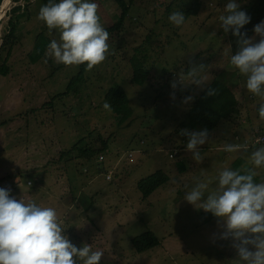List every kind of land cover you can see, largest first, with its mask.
Here are the masks:
<instances>
[{"label":"rangeland","instance_id":"1","mask_svg":"<svg viewBox=\"0 0 264 264\" xmlns=\"http://www.w3.org/2000/svg\"><path fill=\"white\" fill-rule=\"evenodd\" d=\"M194 1L133 0L121 26L109 32L105 61L86 68L71 85L79 66L46 57L59 32L37 18L39 0H9L0 20V46L11 17L15 26L14 39L0 51V64L7 66L0 74V187L10 185L17 199L55 208L74 245L103 251L100 264H241L231 237L220 238L223 221L185 195L204 183L206 199L218 187L219 172L233 170L238 155L236 171L251 169L255 182L264 181V168L250 163L251 153L264 147L254 143L264 131L258 115L264 98L248 92L246 77L229 63L228 32L219 21L228 0H199L196 13L187 16ZM249 1L236 0L239 10ZM92 2L105 28L119 19L115 0ZM173 11L184 13L182 25L169 22ZM250 37L260 39L254 33ZM132 57L149 70L142 85L130 81ZM215 75L233 90L239 113L232 122L221 120L196 146L197 161L179 128L193 98ZM114 85L124 89L132 108L122 123L103 107L104 94ZM103 141L106 148L91 156L74 155L75 149L61 156L75 143L95 149ZM226 145L237 148L228 152ZM159 169L166 180L144 198L138 182ZM148 231L158 245L136 251L132 238ZM77 264L83 261L77 258Z\"/></svg>","mask_w":264,"mask_h":264},{"label":"clouds","instance_id":"2","mask_svg":"<svg viewBox=\"0 0 264 264\" xmlns=\"http://www.w3.org/2000/svg\"><path fill=\"white\" fill-rule=\"evenodd\" d=\"M224 8L226 14L219 16L221 27L225 33L231 28L238 46L229 63L246 77L248 92L264 98V20L253 27V33L260 37L254 42V37L240 31L250 17L239 10L236 0H228ZM37 18L49 30L59 32V41L53 39L45 53L56 63L86 64L90 71L109 54V32L101 24L98 5L92 0H48L40 7ZM184 19L181 11H173L168 17L174 26L182 25ZM214 93L210 89L208 95ZM103 107L111 110L107 101ZM258 115L264 119V103L260 104ZM181 134L188 136L186 147L193 151V158L201 160L195 149L205 142L207 132L181 130ZM236 148L226 145L224 150L232 152ZM250 163L255 168H264V147L251 153ZM256 175L251 169L240 174L225 168L218 174V187L206 199L202 200L208 187L204 183L185 195L187 202L193 205L200 202L199 208L223 221L220 238L231 237V246L241 264H264V181L255 182ZM10 193V188L0 187V264H77V258L83 264H100L103 251L93 250L87 244L74 245L65 234L55 208L17 199Z\"/></svg>","mask_w":264,"mask_h":264},{"label":"trees","instance_id":"3","mask_svg":"<svg viewBox=\"0 0 264 264\" xmlns=\"http://www.w3.org/2000/svg\"><path fill=\"white\" fill-rule=\"evenodd\" d=\"M3 0H0L2 3ZM7 0L4 1V4ZM18 1V0H13ZM27 1V0H26ZM42 5L48 3V0H39ZM116 5L119 11V19L114 22L113 25L108 28H105L108 32L112 29H117L121 26L122 20L124 19L127 11L129 10L130 3L133 0H130L129 3H126L124 0H115ZM54 2H59V0H54ZM199 0L193 2L192 6L188 8L185 13L186 15L194 14L199 8ZM1 5V4H0ZM27 4L21 7L20 5L11 7V11L13 13L19 11L20 8L26 7ZM4 7V6H3ZM3 10V9H2ZM244 12L250 17L249 23L245 24L240 31L246 33L247 36H251L253 34V27L260 21L264 19V0H250L248 4L244 6ZM2 13V11H1ZM1 17V15H0ZM1 20V18H0ZM8 27L6 35L3 37V42L0 46V51L12 42L14 39L15 26L12 17L8 21ZM43 32H40L36 36V49L39 52V55L43 51V45L41 40L44 39ZM227 39L230 44V52L231 54H235L237 51V37L232 34V30L228 31ZM131 65H132V74L130 77L131 83L135 85H142L148 77L149 70L145 68L143 61L140 58L132 57ZM39 59V58H38ZM86 69V64L79 65L78 74L72 78L69 82L71 85L75 81H79L82 78V72ZM7 66L5 64H0V74H6ZM67 85L69 88L70 86ZM68 88V89H69ZM67 89V91H68ZM215 90L213 95H208L209 90ZM104 100L107 101L113 113L116 115V118H119V123L125 121L128 115H131L132 108L129 105L127 94L124 89L120 85H114L110 87L104 94ZM238 99L235 97L233 90L226 83L222 82V80L215 75L210 82L206 85L202 91L196 95L191 105L189 106L185 116V120L181 121L180 130L185 129L187 132H192V130L206 131L209 134L221 120H226L227 122H232L234 120L235 115L239 113V104ZM129 117V116H128ZM117 118V119H118ZM178 131V130H177ZM180 139L185 141L188 139L187 135H183L180 133ZM101 146L92 149L91 147H80L75 143L72 149L61 152V156L69 155L75 149V154L80 153V155H92L95 152L103 151L106 148V142H101ZM71 157H78L77 156ZM70 157V158H71ZM183 166V164H180ZM103 168V167H102ZM166 180V175L162 170H156L152 174L142 178L138 182V188L142 193V196L147 197L154 189L159 187ZM211 218V215H208V218H204L203 222L206 223ZM158 239L154 236V234L150 231L139 234L132 238L131 245L132 247L138 251L142 252L146 249H150L154 246L158 245Z\"/></svg>","mask_w":264,"mask_h":264},{"label":"built area","instance_id":"4","mask_svg":"<svg viewBox=\"0 0 264 264\" xmlns=\"http://www.w3.org/2000/svg\"><path fill=\"white\" fill-rule=\"evenodd\" d=\"M254 143L257 144V145L264 146V131H258L257 135L254 137ZM243 147H248V145H243ZM6 188H10L11 189L12 187L10 185H7Z\"/></svg>","mask_w":264,"mask_h":264},{"label":"bare ground","instance_id":"5","mask_svg":"<svg viewBox=\"0 0 264 264\" xmlns=\"http://www.w3.org/2000/svg\"><path fill=\"white\" fill-rule=\"evenodd\" d=\"M4 1H2L1 5H0V15H1V19L3 18L4 14L6 13L5 11L8 9L7 7L9 6V0H7L4 4ZM4 6V7H3ZM3 9V10H2ZM2 11V13H1Z\"/></svg>","mask_w":264,"mask_h":264},{"label":"crops","instance_id":"6","mask_svg":"<svg viewBox=\"0 0 264 264\" xmlns=\"http://www.w3.org/2000/svg\"><path fill=\"white\" fill-rule=\"evenodd\" d=\"M233 136H235V138H236L237 134L234 133ZM236 139H238V137ZM240 160H242V157L240 155H238L236 157V159L234 161H232L233 170L238 169V168H236V164L239 163ZM180 164H182V163H178V166H180ZM240 174H241V172H240Z\"/></svg>","mask_w":264,"mask_h":264}]
</instances>
